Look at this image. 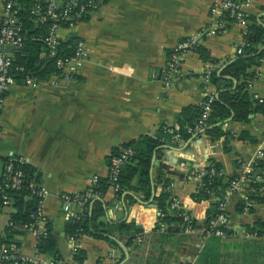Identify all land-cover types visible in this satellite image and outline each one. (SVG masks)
<instances>
[{"label": "crops", "instance_id": "crops-1", "mask_svg": "<svg viewBox=\"0 0 264 264\" xmlns=\"http://www.w3.org/2000/svg\"><path fill=\"white\" fill-rule=\"evenodd\" d=\"M216 1L103 0L101 8L85 21L58 33L60 40L77 38L86 44V62L73 78L53 74L38 79L36 86L17 80L8 90L0 115V161L23 158L33 170V179L49 190L43 212L57 236L61 254L58 263L78 264L75 255L79 250L86 255L83 264L120 261L125 253L118 242L115 246L90 234L80 235L76 240L78 249L74 250L65 231L70 219L63 208V194L84 192L96 175L107 178L110 161L127 144L147 135L157 136L164 125L170 132L178 131V118L185 108L203 106L209 97L220 94L207 73L217 71L220 76L235 60L250 18L264 27V0H238L244 3L247 22L229 21L225 24L227 33L202 38L198 48L203 52L196 49L188 53L181 75L166 88L163 78L171 51L181 41L214 25L211 9ZM4 12V0H0V19ZM7 51L13 54L18 50ZM251 71L257 79L253 89H248L249 97L252 101L255 96L264 99V60ZM226 78L235 90L238 80ZM249 119L235 121L232 113L217 125L221 137L204 131L191 133L187 141L172 137L156 155L159 159L151 168L155 197L166 190L158 182L163 173L164 178L172 180L171 196L198 221L196 232L187 231L177 222L173 228L160 223L161 212L156 204L143 201L134 192H126L119 201L109 189L103 198L92 201L103 202L106 223L135 221L141 227L131 243L130 238L122 240L129 251L124 264H180L185 260L190 264H264V233L259 236L257 231H249L258 226L256 221H264V202L248 206L253 192L250 184L264 183V168H258L260 160L256 156L264 140V114H251ZM199 133L203 134L196 137ZM177 148L185 151L173 150ZM176 159L193 162V168L177 164L165 169L158 164ZM217 163L224 182H229L221 208L234 233L226 238H206L208 208L221 199L215 194L210 200L196 202L193 195L201 182L197 175ZM170 172L184 175L173 176ZM244 174L249 182L232 191V180ZM15 210L12 205L0 203V243L16 246L23 256L36 255V232L11 224ZM113 230L104 233L116 237L123 234ZM44 255L47 260H55Z\"/></svg>", "mask_w": 264, "mask_h": 264}, {"label": "trees", "instance_id": "trees-1", "mask_svg": "<svg viewBox=\"0 0 264 264\" xmlns=\"http://www.w3.org/2000/svg\"><path fill=\"white\" fill-rule=\"evenodd\" d=\"M20 9L18 10V18L23 27L24 46L14 51V66L24 67V72H16L17 80H23L26 75H30L36 79H43L52 76L56 72L55 59L50 57V50L47 46V39L50 34V29L53 20L41 16H35L32 12L38 0H18ZM238 1V0H234ZM43 11H45L46 3L40 0ZM103 2V0H102ZM239 2V1H238ZM241 2V1H240ZM61 10L59 11V13ZM43 20H40V19ZM86 20V19H85ZM250 25L244 35L245 46L242 54H237L235 60L227 66L222 74L218 76L217 71H214L210 78L211 82L217 86L218 97H215L211 102L212 112L208 119L209 126L213 128H206L204 131L214 133L221 137L223 135L218 124L226 121L234 114V120L239 122H248L251 114H264V104L252 101L248 94V82L255 78L256 73L251 71L255 66H258L264 60V27L255 19L250 18ZM1 29V19H0ZM79 41L77 38H70L67 40H60L58 46L57 57L67 59L71 57L75 50V45ZM197 51L203 52L200 47ZM205 55V53H203ZM206 58V57H205ZM226 77H232L238 80V85L235 90L232 81ZM256 103V104H255ZM203 111V106L187 107L178 118L180 129L178 131L170 132L167 127L162 126L157 136H144L141 139L131 142L124 146L134 151L135 155L131 162L123 167L120 175V182L122 192L117 197L119 201L126 192H134L139 195L145 202H149L152 198V189L154 187L153 179L151 177V168L154 157L160 153L161 146L165 141L171 139L175 134H181L182 139L187 141L192 134L189 133V128H194ZM258 168H264V164L259 161ZM27 176L26 183L33 180V170L26 164L22 166ZM203 176L199 184L197 192L193 195L196 202H202L212 199L215 194H220V201H214L207 211V217L204 227L207 229L210 226L211 219L218 214L224 212L221 208L224 195L228 189L229 182H224L222 176V168L219 163L213 164L205 168ZM163 173L158 179L159 183L164 185V188L171 184L170 179L164 178ZM137 180L134 185V181ZM109 179H101L98 190L102 191L104 196L109 190ZM27 184L19 191H10L12 198V206L16 209L11 215V220L18 225H25L33 223L37 217V208L39 200L26 190ZM264 183L253 181L250 184L253 192L250 200L257 203L264 202V195H262V188ZM126 198H130L129 196ZM171 194L164 190V192L155 197L153 202L160 209L161 217L160 223L168 224L172 227L173 223L177 222L181 226H185L184 216L181 215L182 210L171 208L170 203ZM134 202V200H132ZM0 203H2L0 198ZM242 209V206L241 208ZM188 213H190L188 211ZM105 215V208L103 202L96 200L93 204H89L83 215L77 220H69L66 222L67 236L90 234L95 237L105 238L113 245L119 246L117 241L111 239L106 233H112L113 229L123 234H131L135 231L136 235L141 233V227L135 221H122L117 224L106 223L103 219ZM192 223L198 226V221L192 217ZM257 227L249 228L252 233L257 231L259 236L264 233V221H256ZM47 234L41 236L38 240V253L49 254L55 260L61 259L60 250L58 248L57 236L54 233L52 223L47 220ZM173 228V227H172ZM228 235L233 234L234 231L226 228ZM217 237V236H210ZM133 241V238L128 240V244ZM125 254L118 263H120ZM86 258L85 252L79 250L75 255V260L78 264H83ZM117 263V264H118Z\"/></svg>", "mask_w": 264, "mask_h": 264}, {"label": "built area", "instance_id": "built-area-1", "mask_svg": "<svg viewBox=\"0 0 264 264\" xmlns=\"http://www.w3.org/2000/svg\"><path fill=\"white\" fill-rule=\"evenodd\" d=\"M46 3L45 11H43L40 0L33 9L35 16H41L53 20V24L50 29V34L47 39V46L50 50V57L55 59L56 72L54 75L59 78L70 79L73 78L84 66L87 59V47L85 42L79 40L75 45L74 53L67 59L57 57L59 37L58 33L61 29H72L78 23L85 21L89 15L98 11L101 8L102 0H42ZM5 12L1 18L0 29V115L6 104V94L8 90L17 82L16 72H24V67L14 66V55L7 50L10 48L20 49L24 46L23 27L18 18V10L20 4L18 0H4ZM61 12L59 13V11ZM212 19L215 22L214 25L205 28L198 34L191 36L180 43H178L170 53V57L164 72V85L166 88H170L177 77L181 75V69L183 66L184 58L188 53L198 48L199 42L205 36L212 34H225L227 33L226 23L237 22L245 24L247 18L244 12V3L234 0H217L211 9ZM40 20H43L42 18ZM247 28L244 32V35ZM245 42H243L237 50L238 54H242ZM208 75L211 76L212 72L208 71ZM255 78L248 82V89L252 90L255 84ZM23 81L27 86H36L38 79L26 75ZM215 96H211L203 105L202 115L194 128H189V133L195 131H204L208 128V119L212 112L211 102ZM255 100L264 104V99L259 96L254 97ZM2 126L0 124V143L2 140ZM175 140L182 138L181 134H175ZM135 153L130 148H125L119 153L115 154L109 164V172L107 178L109 179V189L117 196L122 192V186L120 182V175L123 167L131 162ZM257 159L264 164V140L260 145L257 153ZM4 173L0 180V198L4 205H12V198L10 191H19L27 184L26 190L31 196L39 200L37 208V217L33 223L18 225L11 221L13 226L22 227L26 229H33L36 232L37 238L47 234V218L43 212V201L49 196V190L39 181L33 179L26 183L27 176L22 166L26 164L23 158L10 157L4 161ZM203 172L197 175L199 180L202 179ZM100 176H94L88 185V188L82 193L63 194V208L68 216V219H79L89 204L96 198H103L104 194L98 190L100 182ZM249 182L248 175L244 174L231 182V190L237 191L241 189L244 184ZM172 187H167L166 191L171 193ZM171 208L181 209V215L184 216L185 228L187 231L194 233L197 230L196 224L192 223V215L184 208H181L176 198H170ZM248 206H253V201H249ZM41 225V228H39ZM228 217L227 214L222 212L216 217L211 219L209 228L204 229V236L209 238L210 236H218L226 238L228 236ZM79 236H69L73 243V248L77 251L76 240ZM0 264H61L57 260H47L46 255L43 253H37L32 256H23L12 244L0 243ZM180 264H190L189 261H182Z\"/></svg>", "mask_w": 264, "mask_h": 264}, {"label": "water", "instance_id": "water-1", "mask_svg": "<svg viewBox=\"0 0 264 264\" xmlns=\"http://www.w3.org/2000/svg\"><path fill=\"white\" fill-rule=\"evenodd\" d=\"M234 81H235V80H234ZM235 82H236V81H235ZM218 96H219V94H218ZM205 132H206V131H204V133H205ZM201 134H203V133H199V134H197L196 137H198V136L201 135ZM210 141H214V139L211 138ZM162 148H165V147H162ZM185 148H186V147H185ZM185 148H184V149H181V148L179 149V148H177V149H173V150H178V151L180 150V152H184V151H185ZM169 149L172 150V148H169ZM158 159H159L158 156L154 157L153 162H152V167L155 166L156 161H157ZM158 164L163 165V167H164L165 169H169L170 166H175V165H177V164H182V165H184V166L187 167V168H193V162H188V161L183 160V159L171 160V162H170V163H167V164H164V163H162V162L160 161V162H158ZM4 167H5V163H4L3 161H0V180H1L2 177H3ZM170 174L173 175V176H177V175L182 176V175H184V174H178V172H170ZM152 194H153V195H152L151 202L153 201V199H154V197H155V189H154V188H153V190H152ZM217 198L220 200V194H217ZM63 234H64V233H63ZM57 235H59V233H57ZM135 235H136L135 231H132L131 234H128V235H126V234L119 235L118 237L113 236V235H109L112 239L116 240V241L122 246V248H123V250H124L125 257L123 258V260H122L119 264H124L125 261H126V260L128 259V257H129V251H128V249H127L125 243H123L122 240H127V239H129V238H133V237H135Z\"/></svg>", "mask_w": 264, "mask_h": 264}]
</instances>
